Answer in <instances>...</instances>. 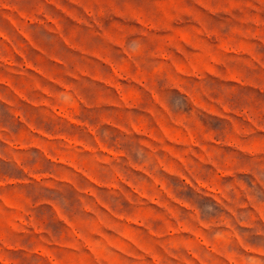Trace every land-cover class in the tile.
I'll return each instance as SVG.
<instances>
[{
  "label": "rangeland",
  "instance_id": "rangeland-1",
  "mask_svg": "<svg viewBox=\"0 0 264 264\" xmlns=\"http://www.w3.org/2000/svg\"><path fill=\"white\" fill-rule=\"evenodd\" d=\"M0 264H264V0H0Z\"/></svg>",
  "mask_w": 264,
  "mask_h": 264
}]
</instances>
